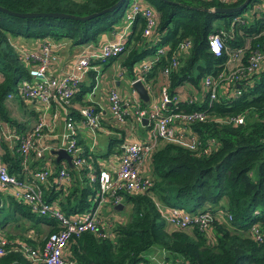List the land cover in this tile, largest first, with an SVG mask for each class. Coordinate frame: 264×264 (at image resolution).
Here are the masks:
<instances>
[{"label":"trees","instance_id":"trees-1","mask_svg":"<svg viewBox=\"0 0 264 264\" xmlns=\"http://www.w3.org/2000/svg\"><path fill=\"white\" fill-rule=\"evenodd\" d=\"M116 1L0 0V7L16 13L56 12L84 16ZM143 1L157 13L154 33L147 38L142 35L144 20L136 15L121 52L102 62L93 61L91 65L116 60L132 81L134 65L147 56H154L158 47L167 46L166 52L144 75V82L153 84L159 70L168 65L177 45L189 40V48L179 53L178 65L169 73L167 91L170 96L177 95L175 89L188 84L199 94L198 99L186 98L169 106L184 112H204L203 121L187 126L189 132L197 136L198 146L187 149L161 142L150 154L149 188L136 194L117 190L120 198L131 204L126 220L109 221L110 233L105 235L99 231L70 235L62 251L63 258L72 264H150L144 252L159 247L171 264H177L176 258L178 264H264V61L258 70L237 84L223 85L215 100L210 101L208 94L200 89L201 79L206 75L215 76L228 53L241 51L238 62L246 65L254 49L264 52V13L251 12V6L261 0H249L239 12L230 14L212 10L234 7L243 0L229 3L218 0ZM129 2L122 0L112 11L86 21L52 16L23 18L0 11V120L11 122L5 108L6 94L15 93L19 82L33 79L30 62L16 52L10 37L69 39L74 45L95 43L101 34L112 31L120 22ZM219 31L224 49L219 56H214L207 48L206 37ZM94 74L93 70L88 71L90 83H80L74 94L76 101L92 86ZM234 90H238L239 95ZM137 102L141 108L148 107V102ZM236 115L243 116L241 124L217 122ZM121 140V137L109 138L102 156L118 152ZM83 154L89 160L87 151ZM0 160L9 173L22 178L19 153L5 150ZM42 164L41 159L32 160L30 165L26 164L32 171L28 168L24 171L33 172ZM61 167L70 174L68 184L56 183L55 174ZM50 170L46 183L41 186L43 199L66 216L86 211L97 189V184L89 180L88 171L69 167L62 160H53ZM158 205L168 209L177 207L188 213L205 212L209 220L202 229L193 225L187 230H168ZM219 210L230 215V219L218 217ZM14 213L31 220L36 229V243L42 244L51 231L58 230L54 219L36 215L25 203L18 202L0 187V226ZM40 224L45 230L38 228ZM251 224L259 226L260 239L250 237ZM4 236L8 240L6 245L14 250L0 255V264H31L16 249L19 243L9 237L11 235ZM24 242L35 244L27 237Z\"/></svg>","mask_w":264,"mask_h":264},{"label":"built area","instance_id":"built-area-1","mask_svg":"<svg viewBox=\"0 0 264 264\" xmlns=\"http://www.w3.org/2000/svg\"><path fill=\"white\" fill-rule=\"evenodd\" d=\"M218 1L221 3L231 2V0ZM251 12L264 13V0L253 4ZM136 15L141 16L144 20L142 35L146 38L151 36L157 23L156 11L143 0H130L122 16L123 24L115 32L112 30L117 39L99 44L88 55H84L72 63L71 73L61 75L58 78L45 76L46 69L55 61L54 57L49 54L47 43L41 44L38 55L26 54L24 57L17 52L12 44L23 60L36 62L37 66L30 69V75L33 79L19 82L15 93H7L5 98H12L15 94L20 98L37 100L45 105L53 101L64 105L69 104L71 98L78 91L82 77L89 69L93 68L91 62L104 60L121 52ZM220 33V31L210 33L206 37L207 48L214 56H219L224 49ZM189 46V40L179 43L175 53L170 57L168 65L159 70L156 79L157 96L151 101L148 100L147 108L139 107L137 102L139 99L125 100L124 107L118 92L111 88L107 90L106 101L113 122L119 125H127L128 123L144 125L142 120L146 119L144 126L147 128L146 140L132 141L122 145V153L114 171L116 174L115 179L106 169L107 167L100 164L97 166V170L90 172L91 164L84 156L83 150L76 144L74 123L72 117L67 115L65 143L62 148L70 156L72 166L78 170L85 168L88 171L89 180L97 184V189L91 200V208L89 207L79 214L66 216L54 204L47 203L42 197L41 188L51 174V170L46 164L43 163L39 169L28 173L27 177L19 178L17 175L9 173L5 165L0 162V187L8 190L10 195L18 202L25 203L30 211L36 215L48 216L54 219L58 227V230L51 231L45 237L41 245L31 246L25 242H20L19 246L16 247L31 264H72L70 260L64 259L62 255L63 248L70 235H77L81 231H99L102 235L110 233L108 231L110 222L98 217L99 208L105 204L115 207L121 199L117 194V190H122L128 194H136L145 192L149 188L150 179L145 175L144 168H149L150 154L156 148L158 142L173 143L187 149H194L198 146L197 136L190 133L187 126L191 123L203 121L205 118L204 112L199 110L184 112L175 110L176 107L170 109L169 106L182 99L177 95L170 96L167 91L169 73L177 67L179 53L189 48ZM167 49V46L158 47L153 59L143 63L134 75L132 81L140 80L148 93L151 91V87L144 82V75ZM240 54L241 51L239 50L228 53L221 70L215 76L206 75L201 79V92H206L210 101L216 99L223 85L228 83L237 84L246 75L258 70L264 61V52L254 49L250 53L246 65H242L238 62ZM234 93L239 95L238 90H234ZM78 114L82 125L90 132H96L100 129L98 113L91 105L81 106L78 109ZM217 122L241 124L243 116L236 115L217 120ZM42 127H44V122L38 120L32 128L17 139V152L21 156V164L24 170L28 159L38 160L43 158L46 148L38 145ZM55 180L57 184H68L71 180L70 174L64 167H61L55 174ZM224 214L220 210L217 212L218 217L226 216L230 219V215ZM166 220L177 229L187 230L193 225L202 229L206 226L209 217L205 212L188 213L180 208L171 207L168 209ZM248 233L253 239L258 240L261 238V231L257 224H251ZM7 243L8 240L0 232V255L14 250V248L7 246ZM169 263L168 261L159 264Z\"/></svg>","mask_w":264,"mask_h":264},{"label":"crops","instance_id":"crops-1","mask_svg":"<svg viewBox=\"0 0 264 264\" xmlns=\"http://www.w3.org/2000/svg\"><path fill=\"white\" fill-rule=\"evenodd\" d=\"M123 24L122 19L120 22L113 27V31L119 29ZM113 31L101 34L95 43L89 42L83 45H74L69 39L54 40L52 38H46L43 40H28L15 37L11 44L17 52L23 57L26 54L38 55L40 52V46L43 43L49 45V54L54 57L55 61L45 71V76L48 78H58L61 75H65L72 72V63L81 58L84 55H88L93 49L98 47L99 44L105 41H115L116 35ZM154 56L146 57L140 63L134 65V74H136L143 63L152 60ZM102 62V60H99ZM27 62H30L27 60ZM30 69L37 66L36 62H30ZM95 72L93 76V84L89 90L76 101L74 96L71 98L69 104L64 105L59 102H51L48 105L38 102L37 100H26L20 98L14 94V97L5 98V108L8 113L11 122L0 120V157L4 155L5 150L9 153L17 152V139L24 132H27L32 128L38 120L44 122L40 136L38 138V145L45 147L43 158L41 163L47 165L48 168H52L53 160H55V154L53 151L62 148L65 143V121L67 115L72 117L75 127V139L76 144L83 151H87L89 154V162L91 164L90 172L97 170V166L103 165L107 167L108 171L115 173L118 159L122 153V145L132 141H144L147 138V128L145 123L142 124H127L119 125L113 122V119L108 110V104L106 101V93L108 89H114L118 92L119 97L123 101L125 107V100H138L137 95L132 90L130 83L131 80L125 75L124 71L119 67L116 60L110 63H98L92 65ZM88 70V71H89ZM88 71L82 77L81 83L85 85L90 83ZM150 82V81H149ZM150 92L148 93V100L151 101L157 96V81L155 83H148ZM144 86V84H143ZM145 87V86H144ZM93 88V89H92ZM92 89V91H90ZM177 96L180 99L192 98L198 99L199 94L193 90L191 85L185 84L175 89ZM185 92V93H184ZM81 101V102H80ZM91 105L94 110L98 113L100 121V129L96 132H90L81 123V118L78 114V109L81 106ZM122 138L119 143V151L103 157V153L106 152L108 147L109 138ZM161 142H158L159 146ZM156 146V147H157ZM94 158H93V157ZM31 160H28L27 165L31 164ZM64 161L63 159H59ZM1 162V160H0ZM65 162V161H64ZM2 163V162H1ZM4 164V163H2ZM26 165V168H28ZM36 168V167H34ZM29 171L32 169L28 168ZM145 175L149 176V168H144ZM28 173L22 170V177H27ZM8 191V190H7ZM9 192V191H8ZM157 204V203H156ZM160 207L161 212L164 214L166 219L168 214V208ZM131 210V204L124 202L120 199V202L112 209L109 205H102L98 210V217L105 221H120L123 222L128 217ZM10 215V213H9ZM38 228L43 231L45 226L40 224ZM166 228L168 230L174 229L167 220ZM0 232L4 235H11L9 237L14 238L13 240L20 243L24 242L25 238H30L35 243L33 246L41 245L36 243L37 234L36 229L33 227L31 220L26 218L24 215L14 213L13 217L8 218L4 224L0 226ZM41 240V238H39ZM159 249L162 252V261L152 263L149 258L150 264H159L161 262L167 263L166 253L159 247H152L149 250V255L154 251L159 253ZM177 259V258H176ZM175 259V260H176Z\"/></svg>","mask_w":264,"mask_h":264},{"label":"water","instance_id":"water-1","mask_svg":"<svg viewBox=\"0 0 264 264\" xmlns=\"http://www.w3.org/2000/svg\"><path fill=\"white\" fill-rule=\"evenodd\" d=\"M122 0H117L114 4L101 9L97 12H93L84 16H75V15H68V14H63V13H56V12H48V13H35V12H27V13H16V12H12L10 10L4 9L2 7H0V11L3 13H6L8 15H12V16H16V17H38V16H52V17H59V18H69V19H73V20H78V21H86L88 19H91L93 17L99 16L103 13L106 12H110L113 9H115L117 6L120 5ZM249 0H243L239 5L234 6V7H217L214 8V10H212L215 13H224V14H230L233 12H239L243 7H245L248 4ZM206 11V10H205ZM40 80V79H38ZM130 86L132 88V90L134 91V93L137 95L138 99L140 101L143 102H148V93L146 88L143 86V83L140 80H134L130 83ZM143 123H146V119L142 120ZM53 154H55V160H59V159H63L66 164L69 167H72V163H71V158L70 156L65 152V150L63 148H59L55 151H53ZM112 177L115 179L116 174L112 173ZM115 208V207H114Z\"/></svg>","mask_w":264,"mask_h":264},{"label":"rangeland","instance_id":"rangeland-1","mask_svg":"<svg viewBox=\"0 0 264 264\" xmlns=\"http://www.w3.org/2000/svg\"><path fill=\"white\" fill-rule=\"evenodd\" d=\"M9 41L12 43V41H13V38H9ZM148 57V56H147ZM146 58V57H145ZM144 58V59H145ZM143 59V60H144ZM140 63V62H139ZM185 93V92H184ZM91 206H92V203H91V201H90V203H89V207L91 208ZM187 209L189 208V207H186ZM185 208V209H186ZM186 209V210H187ZM201 209V208H200ZM9 215L8 213H5V215ZM1 215L2 214H0V218H1ZM41 237H43L44 236V234L43 233H41V235H40ZM150 250V249H149ZM149 250H146L145 252H144V254H145V256L146 257H148L149 258V260L152 262V263H157V261L159 260V261H162V259H163V257H162V252H161V250L159 249V253L158 252H152L150 255L148 254L149 253ZM176 262H177V264H178V259L177 260H175ZM170 264V263H169ZM174 264V263H173Z\"/></svg>","mask_w":264,"mask_h":264}]
</instances>
